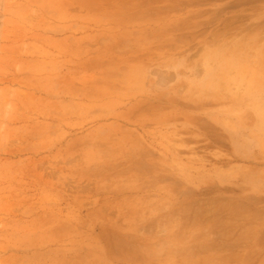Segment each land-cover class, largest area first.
Wrapping results in <instances>:
<instances>
[{
  "label": "rangeland",
  "instance_id": "1",
  "mask_svg": "<svg viewBox=\"0 0 264 264\" xmlns=\"http://www.w3.org/2000/svg\"><path fill=\"white\" fill-rule=\"evenodd\" d=\"M263 95L264 0H0V264H264Z\"/></svg>",
  "mask_w": 264,
  "mask_h": 264
},
{
  "label": "crops",
  "instance_id": "2",
  "mask_svg": "<svg viewBox=\"0 0 264 264\" xmlns=\"http://www.w3.org/2000/svg\"><path fill=\"white\" fill-rule=\"evenodd\" d=\"M143 73L141 72L140 76H142ZM135 93H137L136 97H140L142 95H145L148 93V85H141L139 87H136ZM109 99V101H111L112 105L110 107V109L108 111H104L105 116H114V115H126L127 113H129L130 111H132L134 109V105H136L137 103H134V100L132 99H128L124 94H119L118 92H114L111 95H105L103 96L100 101L102 102V107H106V99ZM264 98V95H263ZM77 100V98L72 97L70 98V101H75ZM88 101V100H87ZM88 103V102H87ZM258 109H261L262 111H259L258 114V118H259V123L264 126V102L262 104V106H260ZM126 119V118H124ZM64 119L62 116H56L53 117L52 119V124L54 125H64ZM117 121L114 122V124H116ZM69 130V129H68ZM71 133H68L67 136H71L69 137L67 140L68 142L70 141H77V137H74L75 135H70ZM116 135V134H115ZM131 148V147H130Z\"/></svg>",
  "mask_w": 264,
  "mask_h": 264
}]
</instances>
